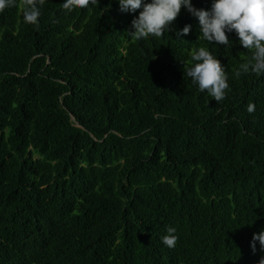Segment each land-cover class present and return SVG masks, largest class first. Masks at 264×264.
<instances>
[{
  "label": "trees",
  "instance_id": "obj_1",
  "mask_svg": "<svg viewBox=\"0 0 264 264\" xmlns=\"http://www.w3.org/2000/svg\"><path fill=\"white\" fill-rule=\"evenodd\" d=\"M38 6L35 25L25 0L0 12V264H258L264 75H236L235 33L209 44L182 7L183 39L135 40L117 0ZM199 47L225 68L220 102L183 74Z\"/></svg>",
  "mask_w": 264,
  "mask_h": 264
},
{
  "label": "clouds",
  "instance_id": "obj_2",
  "mask_svg": "<svg viewBox=\"0 0 264 264\" xmlns=\"http://www.w3.org/2000/svg\"><path fill=\"white\" fill-rule=\"evenodd\" d=\"M43 0H25L22 10L26 23L37 24L41 15L39 4ZM122 13H135L131 21L132 30L128 32L135 40L161 37L165 32L174 31L175 37L183 39L191 25L180 29L171 27L183 7L193 17L197 18L199 37L209 44L228 46L232 41L228 34L235 33L237 41L252 53L250 60L243 64L236 75L249 72L264 75V0H211L209 9L196 8L192 0H117ZM16 0H0V12L7 7H14ZM98 0H62V8L71 11L75 7L86 9L97 5ZM233 42V41H232ZM183 74L200 92L207 94L216 102L225 98L229 88L228 76L224 66L217 56L207 48L199 47L190 52V60L183 64ZM247 111H255V105L249 104ZM175 227H167L161 236V242L168 248H174L178 240ZM259 242L260 250L264 252V229L252 234L250 247L255 252ZM258 264H264V256Z\"/></svg>",
  "mask_w": 264,
  "mask_h": 264
}]
</instances>
